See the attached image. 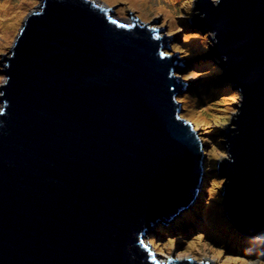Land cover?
Listing matches in <instances>:
<instances>
[{
	"label": "water",
	"instance_id": "1",
	"mask_svg": "<svg viewBox=\"0 0 264 264\" xmlns=\"http://www.w3.org/2000/svg\"><path fill=\"white\" fill-rule=\"evenodd\" d=\"M193 7L190 28L167 34L102 0H42L27 14L0 63V264H213L179 259L182 239L172 257L145 245L202 192L209 144L179 95L210 83L241 96L219 136L224 217L264 237V0ZM187 33L212 34L203 56L224 77L184 75L199 58L165 54Z\"/></svg>",
	"mask_w": 264,
	"mask_h": 264
},
{
	"label": "rangeland",
	"instance_id": "2",
	"mask_svg": "<svg viewBox=\"0 0 264 264\" xmlns=\"http://www.w3.org/2000/svg\"><path fill=\"white\" fill-rule=\"evenodd\" d=\"M135 1L136 0H102V5L108 8L115 7L114 12L119 21L134 22L137 20L131 19V17L156 19L159 27L170 28V30H165V34L188 30L196 17L193 7L194 0H145L143 2L144 7H141V3L136 1L139 6L137 7ZM41 4L42 0H1L0 63L3 56L11 52L20 28H23L27 20V14L39 10ZM9 7H13L14 9L6 15L4 12L8 11ZM194 36L202 40L192 41ZM212 40L211 33H187V41H189V44H185L184 46L183 42L168 46L165 49V54L197 56L199 53V55L203 56V53L210 51L209 46H213ZM197 47L199 48L196 53H194ZM207 60L209 63L211 62V66L205 67L203 71L198 70L196 67L197 65L192 68L183 67L181 71L184 75L189 76L204 77L212 73L217 75L216 78L224 77L218 65L219 61L209 59L205 61ZM201 61L202 66H206V64H203V59ZM5 81L6 76L4 70H0V87L4 85ZM210 92L211 91L201 94L187 90V95H179V102L185 101L182 117L205 132L202 133V135L209 144L205 159V172L213 173L214 168L217 167L216 163L220 160V156H228L227 150L222 143L224 138L223 136H219L232 124V121L235 120L241 96L233 83L215 89V95ZM192 93L204 96L209 95L210 98L205 96L206 100L204 104H202L203 101L199 102L200 99L198 96L191 97ZM0 108H2L1 103ZM212 136H214L215 139ZM214 175L213 173L204 178L203 188L205 194H202V190L197 199L198 201L200 199L201 202L198 205L193 204L190 208V210H192L193 207H195V211L190 213V210H188L175 217L167 225L160 224V229L157 230V228H155L154 230L156 233L152 232L150 236L145 238V245H153L155 251L172 257L179 240L182 239V245L187 246L185 252H179V259L196 256V262L207 261L213 264H243V260H247V264H264V241L257 245V248H261L262 252L258 249V252L253 250L250 251L249 254L242 251L239 247L236 248L237 252L223 250L222 248L225 247H233L229 245L228 242L220 246L210 241L209 238H212V235L210 229H207L209 218L206 216L205 207L202 204L208 203L209 200H216L219 202L221 197L219 195L215 196L216 194L214 192H218L222 187V183H224L221 177L218 175L216 177ZM209 206H211V211H217L216 207L220 208L222 211L218 212L224 217L225 211L222 205ZM199 211H201V214L198 213ZM181 222L186 226V229L181 227ZM183 230L186 236L183 234ZM256 238L264 240L263 236H258ZM226 243L228 246H226ZM221 253H223V255H221ZM235 257H240L242 259L237 260L234 259Z\"/></svg>",
	"mask_w": 264,
	"mask_h": 264
},
{
	"label": "trees",
	"instance_id": "3",
	"mask_svg": "<svg viewBox=\"0 0 264 264\" xmlns=\"http://www.w3.org/2000/svg\"><path fill=\"white\" fill-rule=\"evenodd\" d=\"M0 7H1V0H0ZM192 29L193 30H200L199 28L196 29L195 27H192ZM201 40L202 39H199V37H197V36H194V38L192 39V41H201ZM185 44H189V41L184 40L183 45L185 46ZM198 48L199 47H197L195 49L194 53H196V51L198 50ZM197 58H200L199 60L197 59V61H199V62L196 61L197 62L196 63L197 66L196 67H197L198 70L203 71L205 69V67H210L211 66V62L209 63L208 60L205 61L206 58H207V56H202V55H199V53H198L197 54ZM202 59H203V64H206V66H202V61H201ZM216 77H217V75L210 73L208 75H205L204 78H202V80L212 81ZM211 84L212 83H210V85L208 87H206V88H207L208 91H210V89L213 88L210 93H213L214 94L215 93L214 90L216 88L215 87H212ZM195 96H198V98L200 99L199 102L203 101L202 104H204V101L206 100V97L205 96H207L208 98H210L209 95H205V96L204 95H201L200 96L198 94H193V93L191 94V97H195ZM181 102L184 103L185 101H181ZM212 137L215 139L214 136H212ZM216 168H214L213 173L215 174L214 176L217 177ZM213 173L205 172V177L207 175H210V174H213ZM222 188H223V183H222L221 189L218 190V192L217 191L214 192L216 194L215 196L219 195L221 197V199L219 200V202H217L216 200H212V201L209 200L208 203L202 204L205 207L204 210H205L206 216L209 218L207 229L208 230L210 229V233L212 235V238H209L210 241H212L213 243H215L217 245H220V246L224 245L225 242H228L229 245H232L233 247H231V248L230 247L229 248L225 247V248H222V249L223 250H229V252H237L236 248H238V247L242 251L246 252L247 254H249L250 251H253V250H256L258 252V249L262 252L261 248H257V244H254V243L257 242V243H260L261 244L264 241L263 239L262 240L261 239H258L255 236H253V237L246 236V235H243L242 233H240L239 231H237L232 226V224H230L228 221H226L224 219V217L219 213L220 211H222L220 208H217L216 207V210L217 211H211L210 210V207L211 206H209V205H222V203H223V198H222V191L223 190H222ZM202 190H203V193L202 194H205L204 188ZM200 202L201 201L199 199V201L196 203V205H198ZM218 207H220V206H218ZM194 211H195V207H193V209L190 210L189 212L192 213ZM213 212H215L216 214L213 213ZM198 213L201 214V211H199ZM191 218H193V217H191ZM212 218H214L215 220L212 219ZM201 222H204V221H201ZM205 222H207V221H205ZM181 224H182L181 227L183 229H186L185 228L186 226L182 222H181ZM183 234L186 236L184 230H183ZM226 246H228L227 243H226Z\"/></svg>",
	"mask_w": 264,
	"mask_h": 264
},
{
	"label": "bare ground",
	"instance_id": "4",
	"mask_svg": "<svg viewBox=\"0 0 264 264\" xmlns=\"http://www.w3.org/2000/svg\"><path fill=\"white\" fill-rule=\"evenodd\" d=\"M136 1H138V2L141 3V7H144V3H143V2H144L145 0H136ZM136 1H135V2H136ZM138 2L135 3V5L137 4V5H136L137 7H139V6H138ZM13 9H14L13 7H9V8H8V11H6V12H4V13H5L6 15H8V14L10 13V11H12ZM18 14H19V13H18ZM15 24H16V23H15ZM200 96H201V95H200ZM202 103H203V102H202ZM203 187H204V186H203ZM203 187H202V189H203ZM166 225H167V224H166ZM254 244H257V245H258V244H260V243H257V242H256V243H254ZM205 263H209V262L205 261Z\"/></svg>",
	"mask_w": 264,
	"mask_h": 264
},
{
	"label": "clouds",
	"instance_id": "5",
	"mask_svg": "<svg viewBox=\"0 0 264 264\" xmlns=\"http://www.w3.org/2000/svg\"><path fill=\"white\" fill-rule=\"evenodd\" d=\"M137 21V20H136ZM209 48H210V46H209ZM224 219L226 220V221H228V219L226 218V217H224ZM229 222V221H228ZM230 223V222H229ZM231 224V223H230ZM162 225H164V224H162ZM233 226V225H232ZM234 227V226H233ZM235 228V227H234ZM160 229V226L158 225V227H157V230H159ZM161 229H163V228H161ZM236 229V228H235ZM237 230V229H236ZM238 231V230H237ZM241 233V232H240ZM243 234V233H242ZM243 235H245V234H243ZM246 236H250V237H253L254 235H246ZM255 237H258V236H255Z\"/></svg>",
	"mask_w": 264,
	"mask_h": 264
},
{
	"label": "snow or ice",
	"instance_id": "6",
	"mask_svg": "<svg viewBox=\"0 0 264 264\" xmlns=\"http://www.w3.org/2000/svg\"><path fill=\"white\" fill-rule=\"evenodd\" d=\"M113 23H116V21H113ZM221 255H223V253H221ZM234 259L241 260L242 258L235 257ZM243 264H247V260H243Z\"/></svg>",
	"mask_w": 264,
	"mask_h": 264
}]
</instances>
